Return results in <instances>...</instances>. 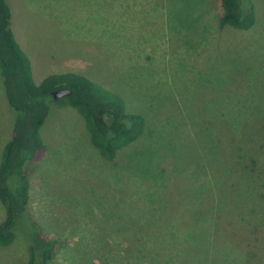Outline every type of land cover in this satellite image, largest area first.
Here are the masks:
<instances>
[{
    "label": "rangeland",
    "instance_id": "1",
    "mask_svg": "<svg viewBox=\"0 0 264 264\" xmlns=\"http://www.w3.org/2000/svg\"><path fill=\"white\" fill-rule=\"evenodd\" d=\"M8 2L37 84L54 74H82L147 122L144 136L110 162L77 110L52 104L41 132L46 155L28 167L30 212L57 243L50 264H220L202 248L210 242V208L218 209L217 229L230 240L235 207L248 211L247 200L236 201L230 189L249 182L243 191L253 185L254 193L261 186L241 177L237 155L250 148L264 165V0H251L257 23L248 31L218 29L220 0ZM12 117L0 76V162ZM190 192L202 196L183 218L188 230L177 235L165 224L174 219L168 203L187 202ZM262 206L248 222L261 219ZM5 217L0 202V225ZM233 253L228 264H244L247 253ZM27 261L23 234L0 246V264Z\"/></svg>",
    "mask_w": 264,
    "mask_h": 264
},
{
    "label": "trees",
    "instance_id": "2",
    "mask_svg": "<svg viewBox=\"0 0 264 264\" xmlns=\"http://www.w3.org/2000/svg\"><path fill=\"white\" fill-rule=\"evenodd\" d=\"M220 3L222 11L217 25L219 30L248 31L255 27L257 15L251 0H220ZM0 76L7 104L13 115L12 136L3 149L0 162V202L5 207L6 214L4 222L0 225V246L11 245L15 234L21 233L28 245L27 264H50L55 257L57 243L43 232L30 212L31 184L28 167L46 155V143L41 132L51 116L52 104L76 109L84 118L91 143L98 149L101 157L110 162L114 161L121 151L144 136L147 122L143 115L128 112L120 97L101 88L82 74L72 72L54 74L37 84L31 59L15 37L12 9L8 0H0ZM60 89L71 90V95L54 99L52 93ZM226 112V116L234 115L231 118L235 121L240 120L236 112L228 110ZM262 131L264 136V126ZM251 148L253 150L255 146ZM259 148L263 150L264 158V145ZM249 150L250 148L246 155H237L239 163L243 164L241 177L251 175L254 180L261 181V186L258 187V191L249 193L253 190V185L243 191L249 183L246 182V186L229 191L230 196L236 198V201L247 200L248 211H242L243 206L240 203L238 209L235 207L239 215L237 223L231 222L235 235H229L228 240L226 238L228 231H224L223 234L217 229L218 209L210 208L207 219L208 229L210 228L207 239L210 242L204 244L205 248L199 244L207 255L213 256L214 262L219 261L220 264L221 262L228 264L230 257H235L232 250L247 253L244 264H264V207H261L260 213L263 221L258 219L256 222H248L249 215L264 204V173H258L257 168L264 165H260L261 156L256 157ZM219 186L216 185V191L221 189ZM213 191L214 188L211 187V194L207 196L209 199L214 198ZM189 195L191 200L187 202L182 199L177 201L171 199V203H168L167 211L174 215V219L165 224L175 226L177 235L188 230L182 226L183 218L193 211L192 205L197 207L202 196L200 192H190ZM167 211L162 209L163 215H166ZM194 223L195 219L189 226L193 227ZM250 228H255V234L248 231ZM6 229L11 232L9 235L5 234ZM187 242L189 243L188 240ZM226 244L229 247H226ZM222 245L225 246V250L223 254L218 255L217 251L222 249ZM195 250L201 252L199 247Z\"/></svg>",
    "mask_w": 264,
    "mask_h": 264
},
{
    "label": "water",
    "instance_id": "3",
    "mask_svg": "<svg viewBox=\"0 0 264 264\" xmlns=\"http://www.w3.org/2000/svg\"><path fill=\"white\" fill-rule=\"evenodd\" d=\"M69 95H71V90H67V89H60L52 93L54 99H61ZM9 232H10L9 229L5 230L6 235H9Z\"/></svg>",
    "mask_w": 264,
    "mask_h": 264
},
{
    "label": "crops",
    "instance_id": "4",
    "mask_svg": "<svg viewBox=\"0 0 264 264\" xmlns=\"http://www.w3.org/2000/svg\"><path fill=\"white\" fill-rule=\"evenodd\" d=\"M4 90V89H3ZM1 92H2V90H1ZM13 119V118H12ZM13 129V128H12ZM10 140V138L8 139V140H5V142H3V144H4V146H3V149H4V147H5V145L7 144V142Z\"/></svg>",
    "mask_w": 264,
    "mask_h": 264
}]
</instances>
